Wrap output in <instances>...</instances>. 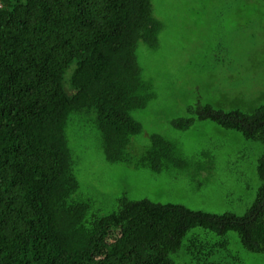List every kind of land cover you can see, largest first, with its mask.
Returning a JSON list of instances; mask_svg holds the SVG:
<instances>
[{"label": "trees", "instance_id": "obj_1", "mask_svg": "<svg viewBox=\"0 0 264 264\" xmlns=\"http://www.w3.org/2000/svg\"><path fill=\"white\" fill-rule=\"evenodd\" d=\"M160 30L151 0H0V264H177L171 255L196 227L236 232L247 251L264 253V153L242 217L125 197L115 212L89 217V202L73 200L70 117L93 112L106 159L129 162L141 131L130 112L147 101L136 50L156 46ZM198 114L264 145V107ZM170 152L153 137L144 159L160 170ZM226 243L194 239L189 264H224L213 257Z\"/></svg>", "mask_w": 264, "mask_h": 264}, {"label": "rangeland", "instance_id": "obj_2", "mask_svg": "<svg viewBox=\"0 0 264 264\" xmlns=\"http://www.w3.org/2000/svg\"><path fill=\"white\" fill-rule=\"evenodd\" d=\"M151 1L161 30L156 46L140 42L136 50L147 101L130 112L141 131L126 150L129 162L106 159L93 112L72 115L66 136L79 184L73 200L89 202V217L115 212L123 197L242 217L261 186L264 145L200 119L198 110L252 115L264 107V0ZM153 137L171 145L160 170L144 159ZM194 239L227 242L213 257L224 264H264V253L247 251L238 233L218 236L200 227L171 255L177 264H189Z\"/></svg>", "mask_w": 264, "mask_h": 264}]
</instances>
